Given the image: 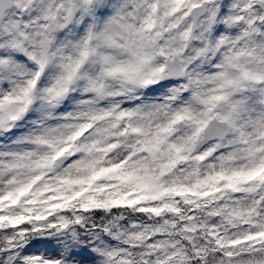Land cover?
<instances>
[{"label": "rangeland", "instance_id": "rangeland-1", "mask_svg": "<svg viewBox=\"0 0 264 264\" xmlns=\"http://www.w3.org/2000/svg\"><path fill=\"white\" fill-rule=\"evenodd\" d=\"M54 3L49 0V11ZM241 5L240 0L230 1L226 23L231 25L238 16H246L238 10ZM12 22L15 19L8 23ZM245 29L243 26L240 32ZM223 37L226 44L220 56L212 64L196 62L191 68L190 91L181 94L176 83L157 84V75L151 76L155 81L149 82L155 84L148 85V90L141 80L150 74L136 76L134 82L131 76L135 72L129 68L133 62L124 60L121 46L107 59L87 60L82 67L80 39L68 40L61 29L50 46L46 37L37 44L28 67L24 60L10 57L8 43L0 37V103L5 105L0 111V129L9 135L0 136V196L30 187L41 189L57 177L84 175L89 170L98 171L97 176L121 169L155 177L171 162L176 178L183 183L220 171L229 173V183H245L256 176L264 169V106L258 93L251 95L250 78L247 81L240 77L235 69L250 67L256 75L258 68L244 52L246 46H251L247 39L244 42V38ZM45 58V73L32 90L28 88L30 78L38 74ZM158 62L149 63L151 71ZM109 74L117 75L118 81L112 82ZM242 81L246 84L239 94V90L231 97L221 92ZM67 86L71 87L68 97L56 100ZM212 94L218 100L225 98L219 102ZM215 112L232 121V131L224 140L198 147L201 127ZM180 117L186 127L179 132L176 121ZM15 124L17 129L9 131ZM75 141L73 150L67 151ZM234 192L230 211L241 215L244 224L229 226L227 220L214 215L212 235L231 250L264 245V186ZM159 241L156 239V243ZM111 247L106 242L103 252ZM177 248L175 242H170L169 251ZM29 252L53 262L62 260L54 249ZM164 254L165 250L156 244L143 251L145 258L153 255L154 260H165ZM69 264L98 263L72 256Z\"/></svg>", "mask_w": 264, "mask_h": 264}, {"label": "trees", "instance_id": "trees-1", "mask_svg": "<svg viewBox=\"0 0 264 264\" xmlns=\"http://www.w3.org/2000/svg\"><path fill=\"white\" fill-rule=\"evenodd\" d=\"M259 62L264 86V56ZM97 173L57 177L20 198L14 191L8 194L0 203V264H34L29 251L38 247L58 248L69 257L98 264H127L135 261L128 241H141L144 247L156 244L165 250L166 259L179 262L215 243L210 225L214 215L229 226L243 222L230 211L234 190L264 186V169L245 183H229V173L223 171L183 183L175 176L173 162L155 177L121 169ZM71 222L84 227L42 237ZM172 241L178 248L171 252ZM106 242L112 247L103 252Z\"/></svg>", "mask_w": 264, "mask_h": 264}, {"label": "flooded vegetation", "instance_id": "flooded-vegetation-1", "mask_svg": "<svg viewBox=\"0 0 264 264\" xmlns=\"http://www.w3.org/2000/svg\"><path fill=\"white\" fill-rule=\"evenodd\" d=\"M230 1L54 0L55 3L49 11V0H1V3L8 7L4 10L0 23V37L6 39L10 57L24 60L28 67H31V61L34 59L31 51L37 44L46 37L50 46L61 29L68 40L80 39L79 65L82 67L87 60L97 62L107 59L121 46L124 60L133 62L132 65L135 63L133 67L129 66L132 72H135L134 76H144L151 72L161 75L165 71L167 59L176 56L186 69V75L183 78H173L169 83H176L179 89L182 87L179 90L181 94L186 85L191 88V68L195 67L196 62L202 60L212 64L220 56L226 44L223 35L237 40L244 38V42L247 39V42L251 43L250 47H245L244 52L246 51L252 64L258 68L257 73H260V56H264V0H240L242 5L238 6V10L246 16H238L237 20L230 22L231 25L225 21ZM201 4H204L206 9L199 17L196 27H193L192 10L202 6ZM54 17H57L58 28L48 34L46 27ZM11 19H15V22L8 23ZM243 26L246 29L240 32ZM199 47L202 49L198 50ZM157 61L160 64L151 71L149 63ZM235 71L242 78H245L248 72L254 73L250 67L244 66L237 67ZM111 75L113 74H109ZM37 82V79L34 78L33 81L31 77L28 88L36 89ZM241 83L221 89V92L224 95L230 93V97L236 95L237 90L239 94L246 84L244 81ZM248 83L252 84L251 95L257 91L262 105L264 97L261 85ZM223 97L219 100L213 98L221 102ZM4 108L5 105L0 103V111ZM215 115L216 112L212 114ZM217 116L226 118L223 113ZM230 122L232 124V121ZM219 242L213 247L230 252L225 243H221L220 239ZM259 245L261 244L256 246ZM251 247L254 245H248L247 248ZM41 249L45 248L38 247L32 251ZM58 252L62 257L61 262H53L49 258L32 254L33 263L69 264L68 252H60L59 249ZM154 262L152 259L148 264Z\"/></svg>", "mask_w": 264, "mask_h": 264}, {"label": "water", "instance_id": "water-1", "mask_svg": "<svg viewBox=\"0 0 264 264\" xmlns=\"http://www.w3.org/2000/svg\"><path fill=\"white\" fill-rule=\"evenodd\" d=\"M6 5L1 3L0 0V21L4 14ZM204 12V8L202 6H198V8L193 10L194 22H196L197 18ZM57 18L54 17V22H56ZM55 25H50L49 30H54ZM168 60V64L166 69L168 73L164 74L162 80H168L173 75L175 70L177 69V64L171 65L174 61ZM183 74V72H181ZM113 80H116L115 77H112ZM69 89H66L60 96L65 98L68 94ZM184 122H178V130L184 129ZM230 123L228 120L218 117L210 118L203 127L201 132V138L198 140V146H203L209 141L215 139H223L229 133ZM81 225L79 222H72L66 226L59 228L56 231L51 232V235L56 233L66 232L70 230L72 227ZM83 227V225H81ZM142 244L140 242H130L129 248L134 255L135 258H139L141 254ZM152 258V256H150ZM137 264H147V260L144 258H139ZM155 264H174L170 261H156ZM184 264H264V247H256L252 249L239 250L234 253H225L219 248H208L204 254H198L195 256L188 257L185 260Z\"/></svg>", "mask_w": 264, "mask_h": 264}]
</instances>
